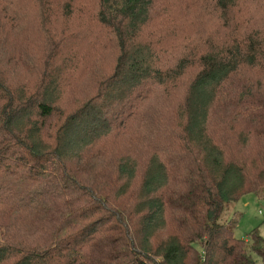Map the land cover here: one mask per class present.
Listing matches in <instances>:
<instances>
[{
    "label": "trees",
    "instance_id": "obj_1",
    "mask_svg": "<svg viewBox=\"0 0 264 264\" xmlns=\"http://www.w3.org/2000/svg\"><path fill=\"white\" fill-rule=\"evenodd\" d=\"M19 1L0 0V38L62 22L71 43L25 51L20 86L0 69V264H264L259 228L222 219L264 199V0H187L205 15L177 54L151 30L165 0H95L90 27L81 0ZM198 24L215 29L194 44ZM78 41L116 60L69 109L64 71L93 57Z\"/></svg>",
    "mask_w": 264,
    "mask_h": 264
},
{
    "label": "rangeland",
    "instance_id": "obj_2",
    "mask_svg": "<svg viewBox=\"0 0 264 264\" xmlns=\"http://www.w3.org/2000/svg\"><path fill=\"white\" fill-rule=\"evenodd\" d=\"M81 2L85 7L83 9V14L80 15V19L84 24L89 26L83 20V17L84 14H87L91 18L95 11L96 1L81 0ZM185 2L183 0H165L163 5L159 4V7H164L165 13H162V15L157 18V22H154V25L151 26V30L159 28L163 32V35L158 37L159 41L162 43L160 46L163 45L165 49H168V51L172 50L173 53L176 54L181 51L184 38L187 36L186 27L188 28L190 20L199 23V20L204 18L205 15L202 9L198 10L196 8L190 9L186 7L187 0H185ZM18 3H20L18 5L21 7L24 5L28 6L30 11L34 12L35 7L28 1L21 0ZM87 19L89 18L87 17ZM63 25H65V23H52L51 26H45L47 31H44L43 29L45 28L43 26L40 30L41 27L39 26V22H35L33 25L23 23L20 30H7V33L3 34L2 38H0V69L11 73L14 83L20 86L23 81V73H25L23 69L26 65L25 59L21 56L24 55L25 51L32 57H38L41 55L40 52L43 51V49L48 48L49 54L46 55L42 53V55L49 56L60 53L63 43L65 46H67V43L70 45L71 39L67 37L68 40L70 39L67 41L66 35L59 31L60 29H64L62 27ZM198 26L199 32L196 31L197 34L191 38L194 44L209 36L215 29L210 24H198ZM71 28L74 27L71 26ZM168 30L172 31L167 33ZM85 35L87 37L96 36L99 38V34L95 32H88L85 33ZM74 42L76 41H73V43ZM78 43L81 51V53H79L80 55H89L93 57L89 62H83L80 69V66L77 68L74 67V69L69 67L70 71L69 68H66L64 71L66 87L63 88V99L65 103L64 106L69 109H73L84 98L94 93L95 87H97L100 80L101 73L106 71L109 72L113 68L116 60V52L114 49L108 51L99 50L97 52L96 48L86 44L85 41H78ZM25 74L29 82L32 79L31 75L30 73ZM249 76H252V74H249ZM257 78L258 76L255 75L254 79ZM64 106L63 110H65ZM176 106L177 103H175V101H170L167 111H170L171 107L175 108ZM243 137L244 136H234L237 146H232L231 150H235L237 155L249 157L253 155L255 151L260 150L261 142L255 134L248 139L247 144ZM234 217L237 219L235 226V233L237 236L249 239L248 233L256 227L259 228L260 233L264 236V199L259 198L255 193H246L239 200L232 202L230 206L225 209L222 219L228 220Z\"/></svg>",
    "mask_w": 264,
    "mask_h": 264
}]
</instances>
